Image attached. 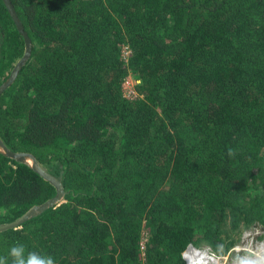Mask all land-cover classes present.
Returning <instances> with one entry per match:
<instances>
[{"label": "trees", "instance_id": "1", "mask_svg": "<svg viewBox=\"0 0 264 264\" xmlns=\"http://www.w3.org/2000/svg\"><path fill=\"white\" fill-rule=\"evenodd\" d=\"M10 1L31 51L0 93V138L64 198L0 231V258L184 264L189 244L222 254L264 228V0ZM23 52L0 0V86ZM55 190L0 152V224Z\"/></svg>", "mask_w": 264, "mask_h": 264}, {"label": "water", "instance_id": "2", "mask_svg": "<svg viewBox=\"0 0 264 264\" xmlns=\"http://www.w3.org/2000/svg\"><path fill=\"white\" fill-rule=\"evenodd\" d=\"M5 5L7 6L14 22L19 30V32L22 34L24 38V52L21 58L15 63L13 66L8 78L5 80V82L0 86V93L7 88L11 82L16 78L18 75L19 70L24 65V63L28 60L30 57V39L26 33V31L23 28L22 22L20 21L15 9L13 8V5L10 0H3ZM0 152L3 153L5 156L10 157L12 159H15L19 162L26 163L29 165L33 170L38 172L45 180L49 181L54 187H55V195L46 201H44L41 204L34 205L31 208H29L27 211H25L21 216L14 219L13 221L0 224V231L9 229V228H15L19 226L23 221L27 220L28 218L32 217L33 215L39 214L44 209L51 207L54 204L60 203L64 198V191L62 188V184L59 178L54 176L53 174L49 173L43 166L40 165L36 157L28 152H19V151H11L4 141L0 138ZM31 160L32 163H28L27 160ZM254 226H257L255 223Z\"/></svg>", "mask_w": 264, "mask_h": 264}, {"label": "rangeland", "instance_id": "3", "mask_svg": "<svg viewBox=\"0 0 264 264\" xmlns=\"http://www.w3.org/2000/svg\"><path fill=\"white\" fill-rule=\"evenodd\" d=\"M137 82L138 81L134 80L130 75H128L124 79L122 83V89H123L125 96L131 98L136 95V91L134 90V85ZM248 233H253L254 236L252 237V239L250 236L247 235ZM230 238L234 240V243L232 244V246L229 248L228 251L222 253L221 255H218V256H222V255L227 256V261L224 264H236V263L237 264H259L257 261L251 259L250 255H252V251H255L256 244L259 243L260 241L261 242L264 241L263 240L264 239V228L263 227H261L258 224L257 226H254L253 224L246 228H241L237 233L233 232ZM143 239L145 240V238ZM195 248H198L199 250H205L206 246L205 245L195 246ZM244 248L250 249L251 252L247 253V251L244 250ZM236 249H238L239 251Z\"/></svg>", "mask_w": 264, "mask_h": 264}, {"label": "bare ground", "instance_id": "4", "mask_svg": "<svg viewBox=\"0 0 264 264\" xmlns=\"http://www.w3.org/2000/svg\"><path fill=\"white\" fill-rule=\"evenodd\" d=\"M27 161L28 163H32L29 159ZM250 257L251 259L257 261L259 264H264V241L256 244L255 251H252V255H250ZM184 258L188 264H211L215 262V259L205 251H196L195 249H192L190 247L185 250Z\"/></svg>", "mask_w": 264, "mask_h": 264}, {"label": "clouds", "instance_id": "5", "mask_svg": "<svg viewBox=\"0 0 264 264\" xmlns=\"http://www.w3.org/2000/svg\"><path fill=\"white\" fill-rule=\"evenodd\" d=\"M230 154H231V152H230ZM206 247L210 248L208 246H206ZM186 249H187V247L185 248V250ZM185 250L182 252V258L184 260V264H188L184 258ZM23 252H24V249H23L22 245L15 246L11 249V256L14 257L13 264H55V261L52 257L37 258L35 254H32L29 257V259L27 260V262H25V260L23 259ZM215 254H217V253H215ZM217 255H221V254H217ZM0 264H7V260L5 258H0Z\"/></svg>", "mask_w": 264, "mask_h": 264}, {"label": "built area", "instance_id": "6", "mask_svg": "<svg viewBox=\"0 0 264 264\" xmlns=\"http://www.w3.org/2000/svg\"><path fill=\"white\" fill-rule=\"evenodd\" d=\"M248 236H250L251 237V239H252V237L254 236L253 235V233H248L247 234ZM249 237V238H250ZM264 240V239H263ZM144 242H145V240L142 238V240H141V242H140V250L143 252V250H144ZM253 242H254V240H253ZM261 242V241H260ZM192 248V249H195L196 251H199V249L197 248H195V246H193L192 244H189L188 246H187V248ZM236 250H238V249H236ZM244 250H246L247 251V253L249 252H251V250L250 249H247V248H244ZM200 251H205L206 253H208L210 256H212L214 259H215V262H213V263H211V264H224L226 261H227V256L226 255H222V256H218V255H216L213 251H211V249L210 248H205V250H200ZM243 251V250H242ZM244 253V252H243Z\"/></svg>", "mask_w": 264, "mask_h": 264}]
</instances>
